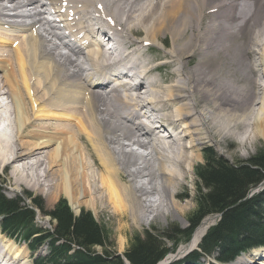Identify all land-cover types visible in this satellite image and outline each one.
Returning <instances> with one entry per match:
<instances>
[{
  "label": "bare ground",
  "instance_id": "1",
  "mask_svg": "<svg viewBox=\"0 0 264 264\" xmlns=\"http://www.w3.org/2000/svg\"><path fill=\"white\" fill-rule=\"evenodd\" d=\"M262 10L264 0H0V169L15 188L62 194L74 215L100 203L133 225L183 219L177 191L201 147L264 137V42L256 53L242 39L250 25L258 45ZM163 37L171 48L156 63L141 49ZM237 259L264 264V250ZM0 264H29L1 233Z\"/></svg>",
  "mask_w": 264,
  "mask_h": 264
},
{
  "label": "trees",
  "instance_id": "2",
  "mask_svg": "<svg viewBox=\"0 0 264 264\" xmlns=\"http://www.w3.org/2000/svg\"><path fill=\"white\" fill-rule=\"evenodd\" d=\"M194 175L195 210L186 220L187 227L152 228L142 232V237L136 234L122 257L112 253L109 234L92 215L80 211L74 216L66 200H59L47 212L40 199H30L32 205L27 206L19 199L6 198L0 188V233L21 243L34 257V264H158L170 251L186 244L204 219L217 216L187 257L191 263L210 257L230 263L251 249L264 248V189L248 197L264 181V146L235 164L223 160L212 148H204ZM37 212L50 218L51 230L38 227ZM42 248L44 255H39Z\"/></svg>",
  "mask_w": 264,
  "mask_h": 264
},
{
  "label": "rangeland",
  "instance_id": "3",
  "mask_svg": "<svg viewBox=\"0 0 264 264\" xmlns=\"http://www.w3.org/2000/svg\"><path fill=\"white\" fill-rule=\"evenodd\" d=\"M252 2V1H251ZM263 11V17H264V10ZM254 29V28H253ZM253 29H251L250 25L244 26L243 27V41H247V39H249V45L251 49L255 50L254 52L259 53V49L261 43L264 42V35L262 37H260V39L258 40V45H251V38L250 36L252 35ZM137 37L133 38L135 39V41H140L143 34L141 32H139L137 35ZM253 38V37H252ZM161 45L157 46L154 45L149 46L150 51L148 49H146L147 47H143L144 53H147V57L149 59H152L154 57H157V62L160 61H164L167 57L165 55V51L167 52V50H169L171 48V39L169 37H163L161 39ZM106 43H104V48H105ZM147 50V52H146ZM162 57V58H161ZM259 55L256 57L258 58ZM160 58V59H159ZM190 60H187V66H185V69L190 70L192 69L195 65L194 60L191 63H188ZM173 70L178 69L177 67L178 64L173 63ZM193 66V67H192ZM176 67V69L174 68ZM261 84V83H260ZM6 100V99H5ZM0 102L4 103L3 100H0ZM4 126V125H3ZM1 132V129H0ZM2 133V132H1ZM11 136V135H10ZM13 136H11L12 139ZM231 139V140H230ZM227 140H224L223 143L221 144V146H217L215 144V142H210L207 144H204L201 149H200V159L198 162H196L195 166H194V170L195 168L200 165L202 163V150L204 148H212L213 151L219 156L221 157L223 160L227 161L230 164H235L238 162H243L248 160L250 157H252L259 149H261L264 146V137L263 138H256L252 144L247 145V147L242 146L240 144L239 141H237L235 138H230ZM12 141H14V139L9 140V144H12ZM140 153H142V151H138ZM53 170H57L56 168H53ZM36 175H38V177H42L43 176V168H39L36 172ZM15 177L13 172L11 171V168H7V169H0V188L3 190V194L6 198L9 199H19L20 201H23L24 204H26L27 206H31V200L33 198H38L40 199L43 204H44V208L45 211L49 212L53 209L54 205L59 201V200H66L67 204L68 201L67 199L60 193H58L56 200L54 201H49L47 200L44 196H42V194H40V192H33L31 191V189L26 188V186L22 185L20 187H16L14 186V182H15ZM195 183H196V178L195 175L193 173V177L191 176L188 177L183 186L181 188L178 189L177 193L179 194V204H181L182 206H185L187 204L190 205V208H188V211L185 212L183 219L180 218H176L175 216H173L172 214H166L165 218L163 217H149L148 220H145L144 222H142L139 225H133L130 221L129 218L124 217L121 218L119 215L117 214H113L111 210L108 209V206L106 205H101L100 203L97 205L96 209L93 211L92 209H89L88 207L83 206L82 208H80L76 215H74L73 211L71 210L72 214L74 216H77L80 211H87L89 212L93 219L95 220V222L103 227L107 233L109 234V239L110 242L112 244V253H114L116 256L122 257V255L124 254V252L127 250L128 246H129V242L130 240L136 235L138 234L140 237H142V232L148 231L150 232V230H152V228L158 230V231H163L166 230L172 226H176L178 229L183 230L187 227V218L188 216H190L194 210H195V196H196V191H195ZM254 190V189H253ZM251 190V191H253ZM262 190L261 188L254 190L253 194ZM250 195V194H249ZM248 195V196H249ZM252 195V194H251ZM250 195V196H251ZM84 200H89V198H85ZM69 206V205H68ZM98 209V210H97ZM95 212V213H94ZM206 219H211L210 223L208 224L207 228L210 227L211 225L214 224V222L216 221V219H218L217 216H212V217H208ZM35 223L38 225V227H40L41 229L45 230V231H49L52 228V222L50 221V218L48 216H42L41 214H39L38 212L36 213V218H35ZM196 230V229H195ZM194 233V232H193ZM193 235V234H192ZM192 238V236H191ZM177 241L176 238H174V242ZM164 244H169L170 241L168 240H163ZM185 243H182L181 245H179L174 251H170L166 256V257H172V259H174V261L176 259V263L174 264H222L216 260H214V257H210V258H204V259H200L199 261H193V263H191L190 260L187 259V257L196 250L197 246H195L193 249L186 251L181 257L177 256L178 250L184 246ZM19 247L25 248L24 246H22V244L20 243L19 245H17ZM169 249L171 250V247H169ZM264 250L263 248H254L251 249L250 251L246 252L245 254H242L241 256H239L238 258H245L247 255L252 254L255 250ZM44 248H42L38 254L39 255H44ZM96 252H99L100 249L97 248L95 249ZM26 255H27V260L29 264H34L33 260L34 257H31V255H29V253L26 250ZM238 260V259H237ZM236 260H234V262L230 263V264H235ZM126 264V263H125ZM168 264V263H166Z\"/></svg>",
  "mask_w": 264,
  "mask_h": 264
},
{
  "label": "water",
  "instance_id": "4",
  "mask_svg": "<svg viewBox=\"0 0 264 264\" xmlns=\"http://www.w3.org/2000/svg\"><path fill=\"white\" fill-rule=\"evenodd\" d=\"M259 188L264 189V181L260 185H258L254 190H257ZM253 191L250 192V195L253 194ZM250 195L248 197H250Z\"/></svg>",
  "mask_w": 264,
  "mask_h": 264
}]
</instances>
